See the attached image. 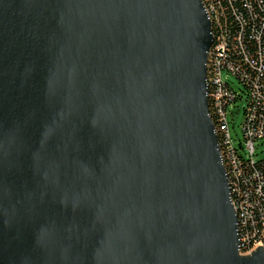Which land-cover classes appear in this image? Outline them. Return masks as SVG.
<instances>
[{
    "label": "water",
    "instance_id": "water-1",
    "mask_svg": "<svg viewBox=\"0 0 264 264\" xmlns=\"http://www.w3.org/2000/svg\"><path fill=\"white\" fill-rule=\"evenodd\" d=\"M204 0H0V264H264L210 114Z\"/></svg>",
    "mask_w": 264,
    "mask_h": 264
},
{
    "label": "trees",
    "instance_id": "trees-1",
    "mask_svg": "<svg viewBox=\"0 0 264 264\" xmlns=\"http://www.w3.org/2000/svg\"><path fill=\"white\" fill-rule=\"evenodd\" d=\"M210 9L213 21L214 43L211 51L212 62L209 73L220 66L235 75L246 88L245 118L242 125L245 145L237 148L232 139L233 156L236 166L229 171L232 198L244 214L241 219L243 251L258 242L264 243V159H255L256 142L264 138V0H204ZM223 93L215 95L210 85V114L216 126L222 119L220 108L228 113L243 96L223 77ZM232 112V110H231ZM246 129H251L254 151L247 146ZM260 133H263L260 135ZM223 135L220 146L223 150ZM246 150L249 153H246Z\"/></svg>",
    "mask_w": 264,
    "mask_h": 264
},
{
    "label": "built area",
    "instance_id": "built-area-1",
    "mask_svg": "<svg viewBox=\"0 0 264 264\" xmlns=\"http://www.w3.org/2000/svg\"><path fill=\"white\" fill-rule=\"evenodd\" d=\"M207 8H208V6H207ZM208 11L210 13L209 8H208ZM210 15H211V13H210ZM211 19H212V17H211ZM211 51H212V49H211ZM210 56H211V52H210ZM210 56H209V62H208L209 85H213L214 90L216 91L215 95L218 98H220L222 93H223V87H222V84H223L222 71H223V69L218 65L215 67V69L212 70V72L209 73V65L212 62V59ZM210 97H211V92H210ZM220 113L222 115V119H221V122L219 123V125L216 127H217V131H218L219 136H220V133L224 136L223 137V145L225 146V148H223V150L221 148V152H222V156H223L224 161H225V166H226V162H227L230 169H231V165L236 166L237 160L233 156L232 139H231L230 128H229L228 122L226 120V113L222 108H220ZM246 134L248 137L247 146L250 149V152L252 153L254 151V143H253V139L250 137L253 135V131L251 129H246ZM262 134L263 133H260V135H262ZM226 169H227V167H226ZM227 171H228V169H227ZM228 175H229V171H228ZM230 184H231V182H230ZM231 189H232V185H231ZM233 202H234V200H233ZM234 205H235V208L238 212L239 219H240V226H241V219L244 218V214L239 212V208L236 206L235 202H234ZM240 236H241V228H240ZM241 240H242V249H241L242 253H250L251 250L255 246H257L258 244H261V246H264L263 242H258L253 247H251L250 249L243 251L244 239L242 238V236H241Z\"/></svg>",
    "mask_w": 264,
    "mask_h": 264
},
{
    "label": "rangeland",
    "instance_id": "rangeland-1",
    "mask_svg": "<svg viewBox=\"0 0 264 264\" xmlns=\"http://www.w3.org/2000/svg\"><path fill=\"white\" fill-rule=\"evenodd\" d=\"M223 77L225 80L229 81L232 87L243 96L241 100L237 101L234 104V107H232L228 113V121H229L231 136L233 138L235 146L241 149L240 144L243 143L245 145V138H244L242 125L245 118V106L247 104L246 94H245L246 88L245 85L232 73H228L225 71L223 73ZM241 151L242 153H245V151H243L242 149ZM246 153L248 154L249 151L246 150ZM255 159L256 160L264 159V138L256 142ZM259 246H261V244L255 246L251 251L255 250Z\"/></svg>",
    "mask_w": 264,
    "mask_h": 264
}]
</instances>
